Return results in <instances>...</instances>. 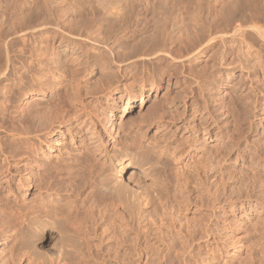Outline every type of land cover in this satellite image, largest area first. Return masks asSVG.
Instances as JSON below:
<instances>
[{"label":"rangeland","instance_id":"obj_1","mask_svg":"<svg viewBox=\"0 0 264 264\" xmlns=\"http://www.w3.org/2000/svg\"><path fill=\"white\" fill-rule=\"evenodd\" d=\"M0 1L7 14L0 26L4 39L16 45L20 26L48 22L64 35L81 34L88 51L86 64L70 68L66 82L57 80L55 101L68 122L42 138L45 163L58 162L61 154L76 157L87 146L112 153L121 135L167 145L173 160L172 200L140 225L121 218L109 200L88 196L87 186L71 177L72 161L65 171L54 170L52 199L63 216L58 223L69 237H82L87 244L85 253L68 264H264V42L254 31L264 30V0ZM213 30L215 46L185 67L167 68L157 86L142 88L135 80L138 69L127 64L133 51L171 40L175 49L190 46ZM249 47L258 53L248 54ZM53 58L44 61L48 72ZM8 82L0 79V99ZM31 98L21 96L14 104L25 108ZM19 114L14 115L20 119ZM100 119L107 129L99 126L97 133L91 122ZM4 191L0 236L10 233L11 242L3 252L0 246V264H26L20 239H12L9 229L19 208ZM71 191L76 192L72 198ZM36 194L31 187L24 195L27 203L33 199L29 205L39 203ZM230 200L237 202L233 210ZM188 231L194 241L186 238ZM55 240L41 243L42 252L54 256Z\"/></svg>","mask_w":264,"mask_h":264},{"label":"bare ground","instance_id":"obj_2","mask_svg":"<svg viewBox=\"0 0 264 264\" xmlns=\"http://www.w3.org/2000/svg\"><path fill=\"white\" fill-rule=\"evenodd\" d=\"M6 18L7 14L0 6V26ZM231 20L233 21L231 18L229 24ZM26 24L15 31L16 36L21 39L16 45L15 41L4 39L0 34V52L3 53V56H0V79L10 82L7 91H4V96L2 95L0 99V189H4L6 199L15 202L19 208L18 218H15L17 223L13 229L11 227L9 229L12 231V239L17 237L20 239V258L22 257L26 264H68L85 253L87 244L82 237L74 235L76 232L74 234L72 232L76 239L69 237L70 234L67 235L65 232L67 228L61 226L62 229L58 223L62 215L59 216L61 214L59 213L61 211H58L59 206L56 207V200L52 199L54 170L60 168L63 171L66 169L67 161L70 160L69 163L72 161L76 164L75 166L72 164V169L75 167V170L74 172L69 170V164L68 170L73 172L69 175L77 180L79 178L83 187L87 186L88 196L109 200L121 218L140 225L148 222L154 212L163 209L166 202L172 200L176 189L172 173L173 160L168 156L167 145L152 146L137 137L127 138L121 135L112 153L105 149L99 150V147L92 149L87 146L76 157L67 158L66 155L61 154L58 162L45 163L40 155L42 138L53 132L56 127L64 126L68 122L66 120L68 114L55 101L58 96L57 80L66 82L70 78V68L78 69L86 64L88 51L83 46L81 34L64 35L59 29L55 30V27L53 29L48 22ZM254 31L255 35L264 42V30L256 27ZM213 33L214 30L202 38L200 36L201 39H196L190 46L180 44L181 47L178 49L173 47L175 43L172 45V40L171 44L162 41L147 48L137 49L131 53L127 64L138 69L137 75L135 74L137 79L134 78L142 88L157 86L168 73L169 68L178 66L177 64L185 67L186 61L193 60L194 56L204 55L210 47L215 46L213 43L218 37H212ZM56 38H60L57 45L56 42L52 43ZM206 40L207 44L204 45ZM63 46L65 55L62 56L63 52L59 54V51ZM251 47L248 54L256 55L258 51L254 49L255 47ZM50 48L55 50V55L48 54ZM47 58H53L54 63L49 72L44 65ZM26 59L27 61L24 62ZM22 70L23 72H20ZM21 96H24L26 101L27 98L32 97L33 101H28L25 108L23 105L17 107L14 103L19 101ZM80 105L86 112L87 105L83 101H80ZM19 110L22 113L19 114L20 119L14 115L20 113ZM91 123L97 133L102 132L98 129L99 126L103 130L107 129L102 119ZM31 187L37 192L38 204L34 201L29 205L28 203L33 199L26 202L25 196L29 194ZM213 192L215 204H220L219 197H216L217 187ZM20 193H25V196L23 195L22 198ZM75 195V191L68 194L70 198ZM248 197L250 199V196ZM248 203L249 206L253 205L251 201ZM227 204L231 210L237 207L236 201L230 200ZM242 206H245L244 202H241ZM48 230L50 235L42 237V232ZM185 236L194 241L190 231ZM9 237L0 236L2 252L10 245ZM50 238L57 239L56 242L54 241L57 248L54 256L42 252L41 243L49 241Z\"/></svg>","mask_w":264,"mask_h":264}]
</instances>
